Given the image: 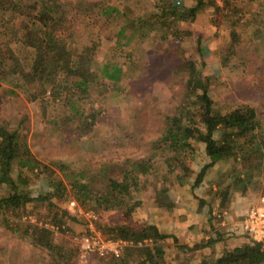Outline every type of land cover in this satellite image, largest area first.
<instances>
[{"label":"rangeland","instance_id":"374dc122","mask_svg":"<svg viewBox=\"0 0 264 264\" xmlns=\"http://www.w3.org/2000/svg\"><path fill=\"white\" fill-rule=\"evenodd\" d=\"M24 1L33 3L43 0ZM197 1L57 0L60 6L57 13L59 34L68 36L74 48L84 45L95 47L96 54L91 58L95 72L100 73L110 63V70L120 67L124 74L131 76L124 79V84L123 80L110 82L107 78H102L99 85L91 88L90 95L76 99L75 105L51 101L49 92L44 94L38 81L31 82V74L41 47L40 40L37 49L30 47L24 40H19L5 44L2 51L0 39V59L5 50L10 52L9 63L30 82L28 92L18 90V94H13L4 89L10 87L8 81L0 80V124L13 130L23 120L25 127L22 131L31 151L43 165L55 168L68 188L72 185L71 180L78 179L83 183L92 180L97 192L106 193L109 191L106 186L110 177L117 176L134 161L150 159L152 166L147 173L140 172L132 191V199H126L110 210L97 211L95 203L90 201L80 205L85 211L93 212L97 222L132 226L150 221L169 223V217L176 207L169 211L158 205L156 192L162 187H168L174 206L177 202L178 205L187 203L191 209L190 214L195 212L197 206L199 211L205 212L204 216L212 220L211 215L207 216L208 208L212 209L210 206L213 205L217 209L220 199L211 193V189H216V182L212 188L211 180L217 179L219 169L222 168L225 172L231 170L232 162L223 161L210 168L203 182L193 191L191 181L204 163V143L194 142L196 159L192 157L195 160L190 162L193 173L189 182L184 185L174 179V172L167 170L164 159L167 153L162 155L160 153L163 152L156 148L164 134L167 117L178 114L182 106L193 105L187 99L189 74L179 70L182 60L193 61L199 74L209 80V94L217 111H225L231 104L247 103L257 109L264 131L262 0H236L238 16L219 13L210 0H205L208 6L190 20L179 22V30L169 22L159 23L161 27L158 24L152 27L149 25L157 23L155 18L160 15L162 7H193ZM217 3L223 6L222 0H217ZM110 5L119 7V11L107 10ZM257 8L261 14L258 19L254 16ZM22 9L21 6L15 12L16 25L4 24L1 27L3 32L18 27ZM138 19H148L149 22L146 27H139L136 31L128 23L129 20ZM183 28L185 35L177 34ZM162 30H170L167 42H163L157 35ZM144 32L148 34L147 37L143 35ZM14 90L17 91L15 86ZM35 95L39 97L33 100ZM73 108H78L83 113L74 115ZM91 110L101 113L98 122L91 129H85L83 120ZM72 115V119L65 120V117ZM219 134L217 131L216 137ZM13 165L14 177L21 171L26 173L25 188L32 200L19 206L14 214L6 216L9 226L0 224V264H54L46 251L36 246L28 235L31 227L45 223L44 216L48 212L49 202L39 196L53 189L47 178L18 168L17 162ZM221 177L220 175L217 180L226 183V177ZM3 187L6 189L7 186ZM247 193L251 194V198L257 199L255 206L260 205V199L264 196V177L258 178ZM242 195L245 194L234 190L231 197ZM199 198H204L208 204L200 205ZM72 199L70 193L68 196L58 195L52 199V203L61 211L69 210L73 213L68 207ZM127 206L132 208L129 214L125 212ZM212 216L217 225L224 215L217 211ZM86 219L75 214L69 219V228L64 226V231L55 225L58 230L53 234L57 243L61 244L65 238L76 245V237L85 231ZM219 227L221 226H217ZM218 233L224 234L221 230ZM182 245L187 244H178L171 238L145 246L159 249L158 254L164 264H172L171 259L174 261L172 257L175 253L179 255L178 264H197L205 256L198 251L200 249H183L179 247ZM78 256L73 264H83ZM197 260L200 261L196 263ZM98 261L96 257H92L86 264H103Z\"/></svg>","mask_w":264,"mask_h":264},{"label":"trees","instance_id":"16d2710c","mask_svg":"<svg viewBox=\"0 0 264 264\" xmlns=\"http://www.w3.org/2000/svg\"><path fill=\"white\" fill-rule=\"evenodd\" d=\"M47 1L29 3L24 0H0V39H2L3 44L2 51L5 44L19 40H24L30 47L37 49L40 40L41 47L35 60V68L31 74V82L38 81L44 94L49 92L51 101L75 105L76 99L80 100L87 95L89 96L91 88L99 85L102 78L105 77L110 82L123 80L124 84V79L131 77L124 74L120 67L110 70L112 66L110 63H108L105 70L100 73L95 72L91 60L96 54L95 47L84 45L74 48L69 42L68 36L60 35L57 25V13L60 6L57 0ZM222 1L223 6H220L217 0H210L211 5L219 13L224 14L225 12L231 16H238L236 13L238 11L236 0ZM260 2H262L261 8H264V0ZM21 6L23 14L17 24L18 27L3 32L1 27L4 24L16 25L14 23L15 12ZM206 6H208V3L205 0H198L193 7H162L160 15L158 14L155 18L157 23H150L149 25L152 27L154 24H158L157 26L161 27L159 23L169 22L172 23L171 26L177 28L179 22L190 20ZM118 8L116 5H110L107 10L119 11ZM256 10L254 16L258 19L261 16L260 9L257 8ZM88 21L90 22V19ZM148 22V19H138L136 21L129 20L128 24L132 28L135 27L137 31L139 27H146ZM176 30H179V28ZM183 30L177 31V34L185 35L183 33L185 30ZM169 31L162 30L157 35L160 36L163 42H167ZM143 35L148 36L145 32ZM1 58L0 80L2 82L7 80L10 86L4 88L5 91L13 94H18V90L28 92L30 82L27 81L24 75L19 74L15 66L9 63L10 52L5 50ZM179 70L186 71L189 74L187 99L193 105L182 106L178 114L167 117L164 134L157 142L156 148L163 152L160 153L162 155L167 153L166 157L164 156L167 170L174 172V179L180 185H184L189 182V177L193 173L190 162L196 159L194 142L204 143V154H202L204 163L197 176L191 181L193 191L203 182L210 168L220 164V162L230 160L233 164L231 170L225 172L221 168L216 176L217 179L220 175L226 177L227 182L223 183L222 180L218 181L215 178L210 183L213 188L216 182V189H213L214 191L211 189V193H214L215 198L220 199L219 206L223 209L229 204L234 190L246 194L258 178L264 177V131L261 126L262 121L257 109L247 103L231 104L225 111H217L209 94V80L199 74L195 63L182 60L179 64ZM45 85L46 87H44ZM14 86L17 91L14 90ZM124 87L126 88V86ZM38 97L35 95L33 100L38 99ZM44 104L43 107L45 108ZM73 110H75L74 115L83 113L79 112L78 108H73ZM100 113L101 111L91 110L86 114L87 116L83 120L85 129H91L93 124L98 122ZM74 115L65 117V120L69 121ZM79 116H82V114ZM88 119L92 121H88ZM24 127L23 120L19 121L18 127L13 130L0 124V217H2L0 224L4 223L9 226L10 222L6 216L14 214L19 206L32 200L27 195L29 192L25 188L26 173L21 171L17 177L12 174L15 162L18 163V168H23L30 173L47 178V182L53 191L42 193L39 196L49 202L44 221L57 225L63 231L65 225L69 228V219L75 216V212L61 211L52 203L54 197L58 195L68 196L70 193L79 205L90 201L95 203L97 211L114 209L120 202L123 203L126 199L133 198L132 191L138 182L140 172L147 173L152 166L150 159L132 162L129 168H123L117 176L110 177L106 186L109 191L103 194L95 190V184L92 183V180L83 183L78 179H74L71 180L72 185L68 188L55 168L43 165L33 154L27 138L23 134L22 129ZM217 131L220 133L218 137H216ZM5 185L7 187L3 189ZM156 200L160 207H165L169 211L173 210L174 201L169 195L168 187H162L156 192ZM199 203L202 206L208 204L204 198H199ZM210 207L213 208V205ZM131 211L132 208L127 206L125 212L129 214ZM212 214L213 212L210 209L209 216L211 215V219ZM82 218L86 219L85 217ZM94 222L97 223V227L100 228L105 238L128 239L133 240L135 243L151 238L158 243L171 237L177 241L175 235L162 233L160 228L152 222H146L140 226L102 223L101 221L97 222V219ZM85 223H87V219ZM28 235L36 246L42 247L46 251L54 264H73L79 255L77 245L65 238L62 239L61 244H58L53 232L42 225L31 227ZM249 239L250 241L241 246L228 249L221 256H216L215 253L211 252L203 256L197 264H264L263 244L252 238ZM215 243L216 240L210 239L209 241H200L192 246L182 245L180 247L197 250L205 247L214 248ZM158 250L153 246H132L128 247L124 256L121 257H94L103 264H164Z\"/></svg>","mask_w":264,"mask_h":264},{"label":"crops","instance_id":"0c3cea01","mask_svg":"<svg viewBox=\"0 0 264 264\" xmlns=\"http://www.w3.org/2000/svg\"><path fill=\"white\" fill-rule=\"evenodd\" d=\"M251 194L246 193L241 197H231V200L226 208L221 209L218 206L217 209L212 208L213 214L217 211L223 213L222 221L217 225L212 220H209L206 215L204 216V211L200 210L195 206V212L190 214L189 204L178 205V202L172 211L171 216L169 217V223H160L159 221H150L153 224H156L162 233L175 235L177 237V242L179 244H187L192 246L194 242L198 243L200 241H209L210 239L216 240L214 248L205 247L198 251L202 255H207L211 252L215 253L216 256L223 255L228 249L241 246L246 242L250 241L249 238H252L248 233H243L239 229V224L244 220V217L248 213L251 206L257 202V199L251 198ZM210 208H208V212ZM207 212V216L209 213ZM204 220V221H203ZM217 226H221L217 228ZM218 230L224 232L223 235L218 233ZM169 240L171 239L168 238ZM173 239V238H172ZM179 240V241H178ZM167 242H164V244ZM170 245V244H169ZM164 247V246H163ZM180 247V246H179ZM179 255L174 254V261L171 259V263L178 264ZM200 261L197 260L196 263Z\"/></svg>","mask_w":264,"mask_h":264},{"label":"built area","instance_id":"2783aa9c","mask_svg":"<svg viewBox=\"0 0 264 264\" xmlns=\"http://www.w3.org/2000/svg\"><path fill=\"white\" fill-rule=\"evenodd\" d=\"M68 207L76 215L87 218L85 231L75 239V244L79 248V261L83 264L89 263L94 256L121 257L124 256L128 247L145 246L154 242L151 238H146L138 243L128 239L105 238L102 231L95 225L94 221L97 217L93 212L85 211L75 199L69 201ZM42 226L52 232L58 230L55 225L49 222L42 223ZM239 229L243 233H248L255 241L261 242L264 248V196L260 199V205H254L250 208L242 223L239 224Z\"/></svg>","mask_w":264,"mask_h":264}]
</instances>
